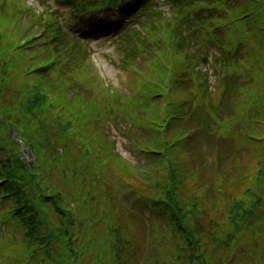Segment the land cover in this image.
Returning a JSON list of instances; mask_svg holds the SVG:
<instances>
[{
	"label": "rangeland",
	"instance_id": "obj_1",
	"mask_svg": "<svg viewBox=\"0 0 264 264\" xmlns=\"http://www.w3.org/2000/svg\"><path fill=\"white\" fill-rule=\"evenodd\" d=\"M234 2V0H232ZM238 6L235 5L233 10L234 21L237 26V30L240 36L247 41L253 51L254 60L257 57V49L263 48L264 39V1L262 2L263 10L252 9L249 5V0H236ZM235 3V2H234ZM242 3V4H241ZM249 13L246 17H242L243 14ZM253 24H257L258 30L253 28ZM252 28V29H251ZM24 30L23 24L18 23L12 19L6 17H0V68L2 69V60L8 58L7 67L3 70L4 73L0 72V100L5 97L10 96L13 100H17V103L25 101L32 98L33 93L37 92L45 97L44 100V112L41 114L43 118H46V127L50 132H55L58 135L59 142L63 139L66 140L69 137V145L66 147L63 141L60 146L63 147L62 164L69 161L70 167L67 165L65 169L67 170V181L65 180V175L59 173L63 165L59 167L55 164L53 171L49 174L48 178L49 185L40 179L36 190L38 194L42 191L46 192H56L65 197L67 195V201L72 202L75 194L79 193L80 198H85L87 196L89 181L86 180V176H79L73 173L74 163L81 166H90L91 170L94 172L99 167L107 169V166L112 173H116L115 168L118 172L128 174L126 168L114 160L107 158L105 154L109 153L107 149H103L104 143L97 132L91 129L86 124V116L82 110V106L77 103V101L67 100L70 95L62 90L56 91L59 94H55L54 88L48 83L45 78L37 77L34 73V66L39 65L34 55L28 54L20 51L21 54L15 52L19 55L18 62H12L10 60V54L14 50V45H17L16 41L18 39H24L28 34H23ZM98 49L105 48L104 44L97 46ZM27 52V51H26ZM33 57V58H32ZM175 59L173 57H167L166 62L173 64ZM153 79L156 76L151 75ZM159 79V77H158ZM157 79V81H158ZM165 78L162 79L163 83ZM166 82V80H165ZM164 90L170 91L165 98H169L170 102L176 106L175 101L182 99L179 97L177 91H173V86H168ZM55 97L62 101V109L58 106V102L54 101ZM166 100V99H165ZM249 100L247 98L246 102ZM70 103H66V102ZM1 105V102H0ZM167 102H163V109L166 108ZM159 105L156 103L150 104L147 107L146 118L148 119L152 115H156L155 111L160 109ZM161 109V111L163 110ZM160 111V112H161ZM167 111H169L167 109ZM149 113V115H148ZM245 111L240 115L236 112L235 117L242 121L241 116H243ZM18 119L19 116L14 114ZM29 118L23 120L24 128L30 129ZM264 122V120H263ZM58 124H66V126L59 129ZM264 125V123L262 124ZM170 140L175 141L178 137L176 132H169ZM256 137L264 138V130L255 131L253 133ZM73 139L74 142L71 140ZM165 140V139H164ZM103 149V150H102ZM264 149V139H259L252 144L250 150V155L244 159L239 158L237 163L242 168V176L239 177L238 182L234 185L233 191L227 197H206L202 194V191L194 185V180L190 178L185 172V158L182 156L181 152H176L173 156L174 165L177 170L178 188L177 191V202L178 205L183 207L185 212L189 215L186 217V221L194 226L203 225V231L199 232L196 237H199L200 250L204 253L206 257L212 262V264H261L264 261V208H260L257 205V199H264V190H261L262 184L258 175L256 174V166H254L255 160L260 156L261 151ZM175 150L172 154L174 155ZM70 157L71 159L67 160ZM241 159V160H240ZM167 161H163L164 166ZM178 163L177 167L175 163ZM151 165L152 169H148L150 175L157 180L160 176H163L164 172L159 167L156 169L154 162ZM162 166V167H163ZM244 166V167H243ZM188 167L190 165L188 164ZM179 168V169H178ZM132 176L136 180H129L128 182L132 184L138 191L145 192V186L147 185L144 180L138 181L140 179L138 173H134L135 170L130 169ZM264 172V171H263ZM159 173V175L157 174ZM69 174L71 176H69ZM110 179L101 178L100 182L102 184H112L113 175H109ZM119 176H122L120 174ZM46 185V186H45ZM72 185V186H70ZM98 187V184L96 185ZM73 192V193H71ZM146 193V192H145ZM112 193H107V196L111 198ZM203 197V198H202ZM90 199V197L88 198ZM75 201V198H74ZM90 203L91 200H89ZM112 202L111 206L108 208L109 220H106L102 224V230L98 231V222L93 220L90 222L89 218H86L84 232H81V227H77L75 234L71 238H66L61 236V242L67 243L72 241L75 244V251L73 248L71 251H64L63 259L61 263H56L55 261L43 262L39 260L36 264H64L67 261H72L74 264H106L104 263V258L100 242L106 239V231L112 230L116 227V231L119 233V223H115L113 215H119L118 201ZM242 203V211L238 212L237 218L231 220L235 206L237 203ZM89 207L87 202L86 206ZM244 210H251L248 216L259 217L258 219H251L248 216H242L241 213ZM242 216V218H241ZM93 217L95 215L93 214ZM96 218V217H95ZM249 219L251 222L249 224H243ZM126 220H122L123 223ZM111 222V223H110ZM51 230L56 228L50 225ZM70 233L72 234V229L70 228ZM79 231V233H78ZM81 238L78 239V236ZM171 233H165V244L162 246L168 247ZM197 237V238H198ZM5 239L0 240L4 243ZM18 244V243H17ZM16 244V245H17ZM72 247L71 242L69 243ZM19 243L15 248H8V253L14 254L18 253ZM138 245V244H137ZM58 254L62 247L60 245H54ZM54 255L55 250L53 251ZM166 254L168 250L166 248ZM13 256V255H12ZM18 256V255H16ZM20 263H25L21 255ZM60 259V256L59 258ZM107 264H112L108 262ZM157 264H169L168 259L161 258Z\"/></svg>",
	"mask_w": 264,
	"mask_h": 264
},
{
	"label": "trees",
	"instance_id": "obj_2",
	"mask_svg": "<svg viewBox=\"0 0 264 264\" xmlns=\"http://www.w3.org/2000/svg\"><path fill=\"white\" fill-rule=\"evenodd\" d=\"M8 58H4L2 60V69L0 68V72L4 73V69L8 66ZM55 94H59L56 91H53ZM107 93L108 91L105 90ZM154 95H163L161 91V87L157 86V90L153 92ZM163 97V96H162ZM159 98L157 102L159 103V107H161L162 103L164 101L168 102V98ZM166 99V100H165ZM44 100L45 97L40 95L38 92L36 94L33 93L32 98H29L21 104L14 102L12 105H9V108L6 110V119L12 118L13 112L19 113V116L21 117V121L18 124L15 122V124L21 129V131H25L27 129L24 128L23 120H26V118H29V120L36 124L39 128H45L47 134L51 133V137H47L45 139V143L47 145H52L54 147L60 145V143H55V141L58 140V135L55 132H50L48 130V127H46V118L42 117V113L44 112L43 106H44ZM69 100V99H67ZM56 102H58L59 108L62 109V101L55 97ZM66 102V101H65ZM68 103V102H66ZM14 104H16L19 107H14ZM70 104V103H68ZM177 111V110H175ZM156 115H153L150 117V122H144L140 127V134L138 133V141L140 142L139 147H131V154L133 161H129L128 163L120 162L118 160H115L111 154L104 153L107 158H110L114 160L115 162L119 163L120 165L124 166L128 172L121 173L118 172L115 168L116 173L110 172L108 166L107 169H103L102 167H99L97 171L94 173L90 166H89V173L86 171H82L81 169L77 168L79 170V174H84L86 176V180L90 182V186H92L94 183H97L98 186H101L103 191L107 190L108 187H110L108 184L104 185L102 182H100L101 178L104 179H110L109 175H113V178H115L114 182V189L115 192L119 191V193H122L126 190V187L130 184L128 181L130 180H136L134 176H132V173L130 169L135 170L134 173H138V176L140 179H137L138 181L144 180L146 182L145 190L153 193L151 195L152 198L156 199L157 202H159L167 211V220L170 228L174 232H177L178 235H171L169 238V245L168 247L156 246V251H152V253L148 254L147 256L142 258V264H157V262L161 259H168L169 264H212V262L209 260L208 257L204 255L203 252L200 250V244L196 245V243L200 242L199 237L193 238L192 233L197 235L199 232L203 231V225H197L194 226L193 223H183L177 220V218H174L172 215L171 206L178 204L177 202V191L176 189L178 186V179H177V170L174 165L173 156L176 155V152H181L182 156L185 158V172L186 174L194 179V173L191 170H188L187 163H186V156L184 152L183 144L180 140L176 139L175 141L170 140V131H171V125L172 123H169L168 121H164V115L160 113V109L155 111ZM59 129H63L66 124H58ZM164 125V126H163ZM163 126V129H162ZM165 139V140H164ZM69 137H67L66 140H63L65 142L66 147L69 145ZM62 141V142H63ZM72 142L73 139L71 140ZM165 141V142H164ZM173 150H175L174 155L172 154ZM148 160V161H147ZM163 161H167L165 165H162ZM154 162V164L158 165L154 168L156 169L159 167L161 170H163L164 174L163 176H160L159 178L155 180L152 175H150V172L148 169H152L151 165ZM176 166L178 167L179 164L176 162ZM27 167H24L25 175L20 176V173H13V176H7L4 179V186L2 191V198L8 197V196H21V201L23 199V203L16 207L15 211L16 216L20 221V224L23 225L26 229V232L24 233L26 237V241H23L21 245H19V252H21L23 255H25L28 259L33 260V264L38 263V261L41 259L43 262L47 263L48 261H55L56 263H61V259H63L64 251H71L73 248V251H75V244L71 242L72 247L70 246V242L68 241L66 244L61 242V236H64L66 238H71L73 234H75V230L77 229L76 226L81 227V232H84L85 229V223L86 218H89L92 222V215H89V212L96 209H100L102 207V204L106 207L111 206V204H107V200L105 199L104 203L98 204L96 203H90L89 200L96 201L97 195L96 190H90L88 192V198L90 199L86 200L84 198L79 197V193L75 194V201L74 198L72 200L73 206L70 204V200L67 201V195L65 197H62V195L59 193V191L56 192H45V194L38 195V200L33 201L31 199H28L27 202L24 201V192L22 191L21 182L24 180L26 183H29L31 186L34 184L35 187L38 186V181L40 179H43V171L39 170L37 165H35L34 169L29 167V165H26ZM81 166V165H80ZM85 166V165H84ZM163 166V167H162ZM88 167V166H85ZM84 167V168H85ZM82 167V169H84ZM179 169V168H178ZM74 170V171H78ZM77 173V172H76ZM98 175L100 178L95 182L93 180V176ZM122 174V176H119ZM14 178L16 181V186H13L12 183H9L11 179ZM227 178H229V175H227ZM6 182L8 184H6ZM113 184V183H112ZM72 186V185H70ZM111 188V187H110ZM112 191H114L112 189ZM73 193V192H71ZM218 193V189L216 191ZM83 201L85 203V206L88 202L89 207H86V214L83 216L79 215V204H83ZM44 204H50L52 209L51 212L52 215L55 216V220L59 223V225L56 227L55 230H50V221L49 219L44 215L46 214V211L41 209V206ZM235 211L231 218V220H234L238 216V212L242 211V204L240 202L237 203V205L234 207ZM90 209V210H89ZM89 210V211H88ZM245 211V210H244ZM49 212V211H48ZM187 216H189L186 213ZM101 214L99 215V219H101ZM242 218V217H241ZM102 224V221L98 223V226ZM190 226L193 227L192 230L188 231L186 230ZM72 229V234L70 233V229ZM131 230V231H130ZM122 229L121 236H118L117 239H115L114 236L111 235V232L113 230H107L106 236L107 240H109V243H106V239L103 240L102 244L100 246L103 248L104 245L111 246V252L108 257V262H114L112 264H126L128 258H119V252H121L120 245L123 246V241L128 242L131 232H133L132 229ZM79 233V231H78ZM182 234L186 235V246L182 248ZM81 238V235L78 236V239ZM201 243V242H200ZM54 245H60L62 249L60 250V253L58 254V251H56V248ZM128 245H125V249L127 251H130L127 247ZM14 248V247H11ZM166 248L168 250V253L166 254ZM55 250L54 255L53 251ZM60 256V259H58ZM64 264H74L72 261H67Z\"/></svg>",
	"mask_w": 264,
	"mask_h": 264
}]
</instances>
